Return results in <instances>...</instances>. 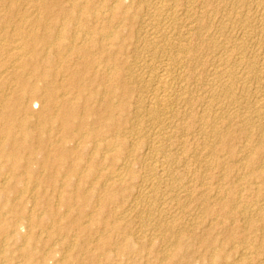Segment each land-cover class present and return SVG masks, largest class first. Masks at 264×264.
<instances>
[{
  "label": "bare ground",
  "instance_id": "bare-ground-1",
  "mask_svg": "<svg viewBox=\"0 0 264 264\" xmlns=\"http://www.w3.org/2000/svg\"><path fill=\"white\" fill-rule=\"evenodd\" d=\"M263 142L264 0H0V264H251Z\"/></svg>",
  "mask_w": 264,
  "mask_h": 264
},
{
  "label": "rangeland",
  "instance_id": "rangeland-1",
  "mask_svg": "<svg viewBox=\"0 0 264 264\" xmlns=\"http://www.w3.org/2000/svg\"><path fill=\"white\" fill-rule=\"evenodd\" d=\"M242 136H240V137H244V135L243 134H241ZM240 139L239 140V143L240 142H243L244 140H246V138L244 137L243 139ZM243 140V141H242ZM248 140H249V138H248ZM249 142H251V143H253V144H257V142H255L254 140H252V139H250L249 140ZM262 148V150L264 151V142L262 143V146H261ZM254 155V154H253ZM252 155V156H253ZM256 156V155H255ZM264 159H262V162H264L263 161ZM254 166H256V165H254ZM256 183V182H255ZM250 184V185H249ZM244 186H246V188L247 187H251V186H258V187H261V193H258V194H256V195H254L252 198H249V200H255V198L257 197V196H259V198H262V200L261 201H263V202H260V203H264V182H258L257 184H254V181H253V184H251L250 183V181L248 182V183H245V184H243V187ZM224 187H227V188H229L230 189V187H232V184H226V185H224ZM192 205L193 204H191V207H192ZM188 216H187V215ZM185 215H183V216H185L184 217V219L186 220L187 218L188 219H190V218H192V216H191V214L190 213H186ZM260 214L261 215H258V217H256L255 216V218H256V225H264V207H263V210L260 212ZM229 220V219H228ZM235 221H236V223H240L239 222V220L236 218L235 219ZM263 224H262V223ZM218 232H220V233H218ZM238 232V231H237ZM237 232L233 235V240H235V242H238V245H236L235 243L233 244V242L232 243H230L228 246L229 247H231L232 245H233V247H235V248H238V247H241V248H244V247H247V244L248 243H250V242H243V243H239L240 242V240L241 239H238V234H237ZM261 232V233H260ZM216 233L217 234H215V237H217L218 239H221L222 241H223V239L227 236V234L225 233V232H223V231H219V230H217L216 231ZM246 233H248V232H246ZM249 233H252V234H250V236L251 237H256L260 242L258 243V244H261V246L263 245V243H264V231H254V230H251V232H249ZM254 235V236H253ZM257 235V236H256ZM189 240H192L193 241V247L192 248H190L189 249V251L186 253V254H188L191 258H193V260H194V264H203V263H206L207 262V257L206 256H209V254H210V247L209 246H207V245H202L201 243L199 244L198 243V241L196 240V238L195 237H191ZM262 240V241H261ZM242 241V240H241ZM198 244H197V243ZM232 244V245H231ZM256 244V243H255ZM245 245V246H244ZM260 245H259V247L258 246H252V245H248V247H250V249L252 250V254H251V264H254L256 261L259 263V262H261V261H264L263 259V257H264V245L261 247ZM241 248H238V249H241ZM203 249V250H202ZM198 251V252H197ZM253 252L255 253V254H257V255H255V254H253ZM259 252V253H258ZM202 255H201V254ZM150 254V255H149ZM200 254V255H199ZM262 256V257H259L260 255ZM143 255H145V259L146 260H148V261H150V262H155V261H157V254L156 253H149V252H145ZM198 256V257H197ZM259 258V259H258ZM153 259H155V260H153ZM238 261V257H236V259L234 258V261ZM253 260V261H252ZM236 261V262H237ZM256 262V263H257ZM131 264H139L138 262L137 263H135V262H130ZM255 263V264H256Z\"/></svg>",
  "mask_w": 264,
  "mask_h": 264
}]
</instances>
